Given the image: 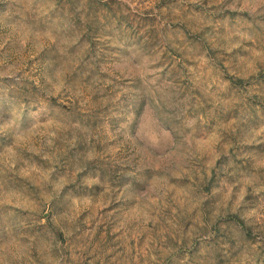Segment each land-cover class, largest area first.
Returning a JSON list of instances; mask_svg holds the SVG:
<instances>
[{
	"label": "rangeland",
	"instance_id": "rangeland-1",
	"mask_svg": "<svg viewBox=\"0 0 264 264\" xmlns=\"http://www.w3.org/2000/svg\"><path fill=\"white\" fill-rule=\"evenodd\" d=\"M0 264H264V0H0Z\"/></svg>",
	"mask_w": 264,
	"mask_h": 264
}]
</instances>
